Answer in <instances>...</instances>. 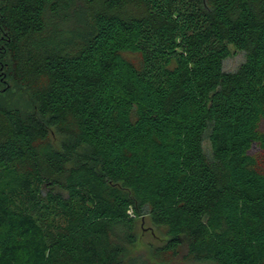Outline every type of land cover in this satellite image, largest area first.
<instances>
[{
	"label": "trees",
	"instance_id": "1",
	"mask_svg": "<svg viewBox=\"0 0 264 264\" xmlns=\"http://www.w3.org/2000/svg\"><path fill=\"white\" fill-rule=\"evenodd\" d=\"M201 263L264 264V0H0V264Z\"/></svg>",
	"mask_w": 264,
	"mask_h": 264
},
{
	"label": "rangeland",
	"instance_id": "2",
	"mask_svg": "<svg viewBox=\"0 0 264 264\" xmlns=\"http://www.w3.org/2000/svg\"><path fill=\"white\" fill-rule=\"evenodd\" d=\"M244 60L243 53H232L230 57H228L224 61V70L225 71H234ZM55 140L54 142H56ZM204 147L207 149V143H204ZM255 148H253L254 150ZM138 236V243L131 249V253H140L143 252L144 249L148 245L150 246H159L165 242V236L163 230L155 227L151 224L148 217L145 216L141 218V223L138 222V227L136 230ZM201 264H209V263H201Z\"/></svg>",
	"mask_w": 264,
	"mask_h": 264
}]
</instances>
